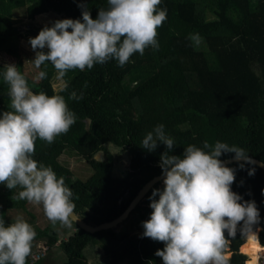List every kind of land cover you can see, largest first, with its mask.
I'll use <instances>...</instances> for the list:
<instances>
[{
    "label": "trees",
    "instance_id": "1",
    "mask_svg": "<svg viewBox=\"0 0 264 264\" xmlns=\"http://www.w3.org/2000/svg\"><path fill=\"white\" fill-rule=\"evenodd\" d=\"M108 7V0H0V52L19 61L22 27L13 21L16 11L25 9L29 19L51 11L61 15L57 20L82 22L84 8L95 19L99 9ZM162 9L167 19L157 29L159 47L149 46L143 55L134 53L123 67L113 59L84 71L71 70L63 78L67 89L58 91L52 85L57 73L50 62L38 69L47 73L45 79L33 81L25 76L34 92L62 95L76 116L69 131L53 143L37 139L33 159L50 166L57 178H65L73 191L75 214L88 225L116 218L148 179L162 173L160 157L168 151L166 146L159 143L152 152L142 148L143 138L157 125L163 124L165 134L174 141L170 155L182 157L189 145L203 148L205 141L212 146L219 141L243 148L250 158L264 164V0H161L158 10ZM193 33L202 37L198 45L189 39ZM4 66L0 64V114L11 110ZM16 66L22 73L21 63ZM73 92L82 98H72ZM109 145L128 156L122 178L112 175L114 158ZM66 152L89 167L91 174L85 181L73 179L70 168L60 161ZM99 152L101 160L94 158ZM232 157L234 153H225L218 159ZM240 164H244L242 169ZM225 166L235 169L231 190L242 197L241 202H255L259 223L253 231L257 235L260 228L258 241L264 246V173L249 163ZM250 169L254 175L248 174ZM163 179L149 188L126 219L134 214L142 226L150 218L149 197L154 189L163 190ZM19 191L0 183V215L5 223L7 211L13 209L32 218L36 237L31 254L43 243L49 247L47 255L58 244L66 256L63 264H89L83 254L87 247L94 254L101 251L106 264L162 261L155 253L163 250V242L143 237V227L139 236L118 234L117 225L90 234L74 223L59 242L55 231L33 222L28 201L17 198ZM241 226L235 238L225 231L230 241L229 264H257L258 243L244 242Z\"/></svg>",
    "mask_w": 264,
    "mask_h": 264
},
{
    "label": "clouds",
    "instance_id": "2",
    "mask_svg": "<svg viewBox=\"0 0 264 264\" xmlns=\"http://www.w3.org/2000/svg\"><path fill=\"white\" fill-rule=\"evenodd\" d=\"M160 3L108 0L109 7L99 9L95 19L84 8L82 22L57 20L29 38L35 52L32 63L40 69L50 62L61 81V90L67 89L63 78L71 70L84 71L113 59L123 67L134 53L143 55L149 46L159 47L157 29L167 19L166 9L158 10ZM189 39L198 45L202 37L193 33ZM3 68L11 110L0 114V183L10 190L19 188V200L42 206L53 226L59 222L71 229L78 221L73 191L63 176L57 178L50 166L38 163L33 156L37 139L53 143L69 131L76 116L62 95L31 90L15 64ZM46 77L45 71H39L35 80ZM71 97L82 98L74 92ZM159 143L168 149L160 157L164 187L152 191V212L142 227L143 237L163 242V250L155 253L163 264H229L230 241L225 231L235 238L238 225H242L241 235L258 243L253 231L259 223L255 202H241L242 197L231 190L235 169L218 159L222 154L234 153V160L251 164L246 151L219 141L214 146L205 141L203 148L187 146L182 157L170 155L174 141L165 134L163 124L146 134L142 148L152 152ZM239 167L242 169L244 164ZM254 171L250 169L248 174L254 175ZM35 237L34 228L22 217L5 226L0 215V264H27Z\"/></svg>",
    "mask_w": 264,
    "mask_h": 264
},
{
    "label": "rangeland",
    "instance_id": "3",
    "mask_svg": "<svg viewBox=\"0 0 264 264\" xmlns=\"http://www.w3.org/2000/svg\"><path fill=\"white\" fill-rule=\"evenodd\" d=\"M61 18L59 13L55 12H45L44 14L37 15L33 19L26 18V11L25 9H21L16 11L13 16V21L16 25H21L22 30V38L20 40V58L19 61L15 60L12 57H9L7 54H3L0 52V64L7 65V64H16L19 62L21 63L22 73L27 76L29 79L33 81L35 80V76L38 74V69L34 67L32 60L35 57V52L31 49L29 44V38H34L39 33V29L49 22L55 21ZM52 85L55 91L60 90L61 88V81L57 79V75H55L52 79ZM110 153L113 155L114 158V166L112 170V175L115 178H122L125 176L127 171V166L129 163L128 156L125 153L120 152V150L112 145L107 146ZM103 158V153L98 154V159L101 160ZM60 161L63 165L70 168L73 179L79 180L81 182L85 181L91 174L89 167L74 153L66 152L64 153ZM2 205H0L1 208ZM28 212L35 216V221L33 222L40 228H50L56 232L58 235L59 242L66 238L69 234L70 229L63 227L59 222L53 226L51 222L47 219L44 215L42 206L33 205L28 202ZM7 222L6 224H10L15 221L16 217H22L26 222L30 225L32 224V218L21 210H8L7 213ZM139 217L132 214L129 216L128 219L121 222L119 225L117 224L116 231L118 234H124L127 232L128 235H135L139 236L141 232V223L139 222ZM66 229V230H65ZM257 232L259 228L256 229ZM240 252V248H239ZM95 252H91L90 248L87 247L83 254L85 255L89 264H106L107 258L103 253L100 251L97 254ZM247 258V257H246ZM249 260V258H247ZM66 261V256L62 252L61 248L58 246H54L50 251L49 254L39 262L38 264H63Z\"/></svg>",
    "mask_w": 264,
    "mask_h": 264
},
{
    "label": "water",
    "instance_id": "4",
    "mask_svg": "<svg viewBox=\"0 0 264 264\" xmlns=\"http://www.w3.org/2000/svg\"><path fill=\"white\" fill-rule=\"evenodd\" d=\"M100 153V152H99ZM97 153L94 158L98 159V154ZM251 160L253 161V165L257 166L263 173H264V164L261 163L260 161L251 158ZM224 165H228L231 163H245L244 161H236L232 158H227L224 160H221ZM164 178V174L163 172L160 173L159 175L155 176V177H151L150 179L147 180V182L141 187V189L137 192V194L135 195V197L132 199V201L129 203V205L126 207V209L120 214L118 215L116 218L112 219L111 221H107V222H103L101 224L98 225H88L86 222H84L79 216H77L76 214V218L78 219V221L75 222L76 225H78L80 228L90 232V234H93V232H97L103 229H108L111 227L116 226L117 224H119L120 222H122L123 220H125L127 218V216L129 215V213L132 211V209L138 204V202L144 197V195L149 191V188L154 185L155 183H157L158 181L162 180Z\"/></svg>",
    "mask_w": 264,
    "mask_h": 264
},
{
    "label": "built area",
    "instance_id": "5",
    "mask_svg": "<svg viewBox=\"0 0 264 264\" xmlns=\"http://www.w3.org/2000/svg\"><path fill=\"white\" fill-rule=\"evenodd\" d=\"M246 241V237H244V242ZM259 244V242H258ZM49 250V247L43 243H40L35 252L32 253L27 260V264H38L39 262H41L47 255V252ZM241 254H243L242 252H240ZM245 255V254H243ZM247 258L248 256L245 255ZM257 256V264H264V246L259 244V249L256 253ZM159 264H163V261H159Z\"/></svg>",
    "mask_w": 264,
    "mask_h": 264
},
{
    "label": "crops",
    "instance_id": "6",
    "mask_svg": "<svg viewBox=\"0 0 264 264\" xmlns=\"http://www.w3.org/2000/svg\"><path fill=\"white\" fill-rule=\"evenodd\" d=\"M260 229V228H259ZM258 232H259V230H258ZM258 232H257V237H258ZM246 242V241H245ZM259 242V241H258ZM260 244V243H259ZM257 247H259V245L257 246ZM44 260V259H43ZM251 262H252V260H251Z\"/></svg>",
    "mask_w": 264,
    "mask_h": 264
},
{
    "label": "bare ground",
    "instance_id": "7",
    "mask_svg": "<svg viewBox=\"0 0 264 264\" xmlns=\"http://www.w3.org/2000/svg\"><path fill=\"white\" fill-rule=\"evenodd\" d=\"M257 245H259V244H257ZM257 249H259V247H257ZM249 262L251 263V260H249Z\"/></svg>",
    "mask_w": 264,
    "mask_h": 264
}]
</instances>
